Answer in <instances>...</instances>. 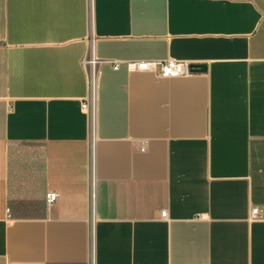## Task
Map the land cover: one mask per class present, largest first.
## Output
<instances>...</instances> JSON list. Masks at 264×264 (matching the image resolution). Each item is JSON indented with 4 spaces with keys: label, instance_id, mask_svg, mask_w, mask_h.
<instances>
[{
    "label": "crops",
    "instance_id": "crops-1",
    "mask_svg": "<svg viewBox=\"0 0 264 264\" xmlns=\"http://www.w3.org/2000/svg\"><path fill=\"white\" fill-rule=\"evenodd\" d=\"M0 264H264V0H0Z\"/></svg>",
    "mask_w": 264,
    "mask_h": 264
},
{
    "label": "built area",
    "instance_id": "built-area-1",
    "mask_svg": "<svg viewBox=\"0 0 264 264\" xmlns=\"http://www.w3.org/2000/svg\"><path fill=\"white\" fill-rule=\"evenodd\" d=\"M85 64L89 66V85L90 93L89 96L82 102V109L85 113L89 115L91 119H94L96 111V66L97 62L94 59H85ZM128 70L131 72L135 71H145L155 73L164 78H179L188 77L193 74L191 65L182 61L175 60H150V61H128ZM113 68L118 70L120 68L119 62H113ZM58 199V194L56 192H49L46 195V201L48 205H52ZM258 209H253L252 215L258 216ZM162 217H165L166 213L163 212Z\"/></svg>",
    "mask_w": 264,
    "mask_h": 264
},
{
    "label": "water",
    "instance_id": "water-1",
    "mask_svg": "<svg viewBox=\"0 0 264 264\" xmlns=\"http://www.w3.org/2000/svg\"><path fill=\"white\" fill-rule=\"evenodd\" d=\"M193 72H205L206 66L205 65H191Z\"/></svg>",
    "mask_w": 264,
    "mask_h": 264
}]
</instances>
